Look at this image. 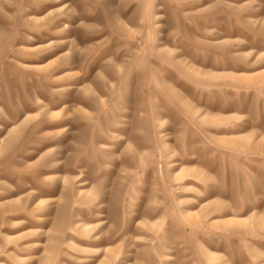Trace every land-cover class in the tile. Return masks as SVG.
I'll return each mask as SVG.
<instances>
[{
    "label": "rangeland",
    "instance_id": "rangeland-1",
    "mask_svg": "<svg viewBox=\"0 0 264 264\" xmlns=\"http://www.w3.org/2000/svg\"><path fill=\"white\" fill-rule=\"evenodd\" d=\"M0 264H264V0H0Z\"/></svg>",
    "mask_w": 264,
    "mask_h": 264
}]
</instances>
